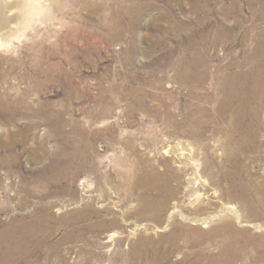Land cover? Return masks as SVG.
I'll use <instances>...</instances> for the list:
<instances>
[{
    "label": "rangeland",
    "instance_id": "rangeland-1",
    "mask_svg": "<svg viewBox=\"0 0 264 264\" xmlns=\"http://www.w3.org/2000/svg\"><path fill=\"white\" fill-rule=\"evenodd\" d=\"M16 1L0 264H264V0Z\"/></svg>",
    "mask_w": 264,
    "mask_h": 264
},
{
    "label": "bare ground",
    "instance_id": "bare-ground-1",
    "mask_svg": "<svg viewBox=\"0 0 264 264\" xmlns=\"http://www.w3.org/2000/svg\"><path fill=\"white\" fill-rule=\"evenodd\" d=\"M22 1H16L17 7L19 6V8L16 9H19V16L23 17L25 19L24 21L26 23L28 22L27 24H29V21L33 16H35L36 14H40L44 11V7L41 6L42 4H39L38 0H24L23 2ZM13 7H15V4L13 5L11 3V0H0V42H2L3 37L4 39L9 38V40L10 37H13L14 35L18 37V31H14V29L12 30L11 26L13 25L12 23L15 21L14 16H11V11Z\"/></svg>",
    "mask_w": 264,
    "mask_h": 264
}]
</instances>
